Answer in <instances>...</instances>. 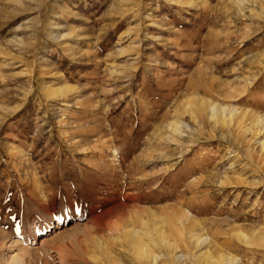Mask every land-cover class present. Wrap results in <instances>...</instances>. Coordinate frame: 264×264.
<instances>
[{
  "label": "rangeland",
  "instance_id": "obj_1",
  "mask_svg": "<svg viewBox=\"0 0 264 264\" xmlns=\"http://www.w3.org/2000/svg\"><path fill=\"white\" fill-rule=\"evenodd\" d=\"M263 119L264 0H0V264H264Z\"/></svg>",
  "mask_w": 264,
  "mask_h": 264
},
{
  "label": "bare ground",
  "instance_id": "obj_2",
  "mask_svg": "<svg viewBox=\"0 0 264 264\" xmlns=\"http://www.w3.org/2000/svg\"><path fill=\"white\" fill-rule=\"evenodd\" d=\"M52 90H50L49 92H51ZM55 91V90H54ZM223 110V109H222ZM227 110V109H226ZM221 117H224V115H221ZM263 122H264V119L262 120ZM174 126V125H173ZM173 132V131H172ZM176 134V133H175ZM192 222V221H191ZM196 222V221H195ZM141 224H142V234H145V236L146 235H149V233H150V231H151V227L149 228V230H148V224H147V222L146 221H141L140 222ZM154 226V225H153ZM113 227H117V225H114ZM114 228V229H115ZM110 229V228H109ZM118 228H116V230H117ZM121 229V230H120ZM119 229V231H118V233H116V232H114V233H116V238L117 239H121L122 238V236H123V238H124V241L126 242V244L128 245V246H130V250L132 249V254L134 255V257L136 258V259H139V258H144V260H146V262L148 263V264H161V263H159L158 262V254H156V253H154V251H152V250H149L148 249V247H147V245L146 244H142V240H141V238H140V236L139 235H137L136 233H137V231L138 230H135L134 229V227H133V229L132 228H127V227H121ZM153 229V228H152ZM157 229V228H156ZM164 232V231H163ZM162 232V233H163ZM189 233V232H188ZM115 235V234H114ZM240 235L241 234H238L237 233V237L239 238L240 237ZM242 237V236H241ZM244 237V236H243ZM149 238V237H148ZM151 238V237H150ZM149 240V239H148ZM152 240H154V239H152ZM165 240L166 239H164L163 237H162V235H160L159 234V239H158V242H156V245H157V247H162V246H165L166 245V243H165ZM187 240L190 242L191 240L192 241H196V245H202V244H204L205 242H207L206 240H207V238H199L198 236H194L193 234H188L187 235ZM96 241V240H95ZM155 241V240H154ZM51 244H53L54 243V240L53 241H51L50 242ZM154 243V245H155V242H153ZM100 245H102L101 243H99V242H97L96 241V247H97V250L98 251H100V253H102V248L100 247ZM208 245V244H207ZM58 247V249H57V253L58 254H60V253H62V250H64L63 252H66L65 251V249H62V247H63V245H62V243H61V245L60 246H57ZM56 247V248H57ZM102 247H103V245H102ZM64 248V247H63ZM82 251V250H81ZM175 252V251H174ZM207 251L205 250V251H202L200 254H198V255H196V258L195 259H198V260H196V261H199V259L201 258H205L207 255V253H206ZM65 254V253H64ZM63 254V255H64ZM174 255V254H173ZM66 256V255H65ZM65 256H63V257H65ZM61 257H62V255H61ZM62 257V258H63ZM221 258V263L222 264H242L241 263V261L239 260V259H237L236 257H232V255L231 256H225V255H221L220 256ZM205 260V259H204ZM207 260H208V258H207ZM173 261H174V263L175 264H183L182 262V260L181 259H179V257H174L173 258ZM217 263V261L216 260H210V258H209V260H208V262L206 263V264H216ZM219 264H220V261L218 262ZM170 264V263H169ZM172 264V263H171Z\"/></svg>",
  "mask_w": 264,
  "mask_h": 264
}]
</instances>
